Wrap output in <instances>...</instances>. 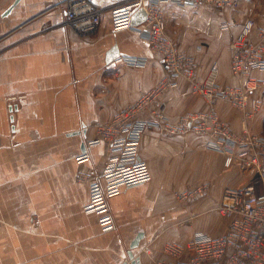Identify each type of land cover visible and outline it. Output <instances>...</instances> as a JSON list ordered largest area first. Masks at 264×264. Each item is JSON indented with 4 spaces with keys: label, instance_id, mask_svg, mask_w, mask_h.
I'll return each instance as SVG.
<instances>
[{
    "label": "crops",
    "instance_id": "1",
    "mask_svg": "<svg viewBox=\"0 0 264 264\" xmlns=\"http://www.w3.org/2000/svg\"><path fill=\"white\" fill-rule=\"evenodd\" d=\"M90 1L100 9V22L82 36L65 24V0H0V264H175L164 247L177 244L187 255L193 232L222 235L223 192L254 181V171L237 155L249 149L246 135L256 137L264 151V87L253 94L258 111L244 119L226 99L209 104L178 77V89L159 97L169 124L212 108L236 143L211 148L192 132L146 128L138 153L150 180L109 200L115 227L101 231L98 215L83 209L89 181L77 175L99 172L107 151L86 149V142L96 136L97 123L109 121L169 72L133 30L112 32L111 9L132 0ZM160 6L166 36L197 63L196 80L204 81L217 63L218 87L236 85L229 44L247 19L264 24V0H240L236 8L223 9ZM114 49L117 57L107 62ZM123 56L145 62L128 65ZM85 151L90 159L78 163Z\"/></svg>",
    "mask_w": 264,
    "mask_h": 264
},
{
    "label": "built area",
    "instance_id": "2",
    "mask_svg": "<svg viewBox=\"0 0 264 264\" xmlns=\"http://www.w3.org/2000/svg\"><path fill=\"white\" fill-rule=\"evenodd\" d=\"M240 0H132L110 11L111 30H133L148 43L150 49L159 56L161 64L169 75L162 78L149 91L139 93L137 100L118 111L105 123L96 124V136L86 142V149L104 146L107 158L97 173L79 172L78 181H89L85 212L96 213L102 232L114 229L115 224L109 212L108 202L117 196L122 188L146 183L150 172L139 157V145L146 128H162L167 134L181 135L192 132L206 138L207 146L221 148L228 142L235 145L229 126L222 122L211 108L207 111L184 114L178 124L171 125L164 115L163 103L159 97L166 90L178 89L176 78L182 77L189 83V92L200 95L209 104L215 99H226L239 109L244 119L251 118L259 109L253 96L264 87V24L258 25L247 19L238 35L230 42V68L236 78V85L218 87V67L213 63L206 79L196 80V61L181 51L165 34L164 10L161 4H175L182 8L197 10L200 7L236 8ZM67 10L65 24L70 25L79 35H89L100 22V9L90 0H65ZM143 9L145 18L134 27L132 17ZM253 35V39L251 38ZM128 65L145 62V59L123 56L119 58ZM263 73L262 79L254 72ZM144 113H148L143 117ZM249 149L237 155L240 163L253 168L254 181L237 188L225 189L218 208L227 220L225 232L220 236H210L202 231L193 232L186 255L177 244H168L163 251L176 259L175 264H264V151L259 149V141L246 135ZM90 159L85 151L76 157L78 163ZM232 162L226 158L225 165ZM259 191H257V185ZM182 193L179 200L198 195ZM155 264H168L157 261Z\"/></svg>",
    "mask_w": 264,
    "mask_h": 264
},
{
    "label": "water",
    "instance_id": "3",
    "mask_svg": "<svg viewBox=\"0 0 264 264\" xmlns=\"http://www.w3.org/2000/svg\"><path fill=\"white\" fill-rule=\"evenodd\" d=\"M145 18V13H144V10L143 9H139L138 11H136V13L133 15L132 17V23L134 24L135 22L139 23L141 22L143 19ZM117 57V52L114 50H112L109 54H108V57H107V62L113 60L114 58ZM137 241L138 239H136L134 241V243L131 245V248L130 249H134L136 246H137ZM129 258L130 259H133V254L132 252L130 251L129 254H128ZM130 264H136L135 261H131Z\"/></svg>",
    "mask_w": 264,
    "mask_h": 264
},
{
    "label": "rangeland",
    "instance_id": "4",
    "mask_svg": "<svg viewBox=\"0 0 264 264\" xmlns=\"http://www.w3.org/2000/svg\"><path fill=\"white\" fill-rule=\"evenodd\" d=\"M231 73H232V72H231ZM232 75H233V74H232ZM254 76H255L256 78H259V77L256 76V74H254ZM233 78L236 80V78H235L234 76H233ZM259 79H262V78H259ZM250 169H251L252 171H254L252 167H251V168H248V171H251Z\"/></svg>",
    "mask_w": 264,
    "mask_h": 264
},
{
    "label": "bare ground",
    "instance_id": "5",
    "mask_svg": "<svg viewBox=\"0 0 264 264\" xmlns=\"http://www.w3.org/2000/svg\"><path fill=\"white\" fill-rule=\"evenodd\" d=\"M166 261V260H165Z\"/></svg>",
    "mask_w": 264,
    "mask_h": 264
}]
</instances>
